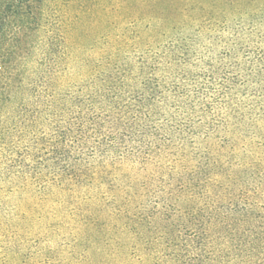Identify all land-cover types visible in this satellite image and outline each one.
Instances as JSON below:
<instances>
[{
  "label": "trees",
  "instance_id": "obj_1",
  "mask_svg": "<svg viewBox=\"0 0 264 264\" xmlns=\"http://www.w3.org/2000/svg\"><path fill=\"white\" fill-rule=\"evenodd\" d=\"M2 130L0 264H264V0H0Z\"/></svg>",
  "mask_w": 264,
  "mask_h": 264
},
{
  "label": "rangeland",
  "instance_id": "obj_2",
  "mask_svg": "<svg viewBox=\"0 0 264 264\" xmlns=\"http://www.w3.org/2000/svg\"><path fill=\"white\" fill-rule=\"evenodd\" d=\"M14 121L15 120H12L11 123L12 122L14 123ZM52 126H53V114L51 112V109L48 108V110H45V112L41 113L40 119H38L34 127V129L36 130V136L35 138H33L35 141L34 150H35L36 155L38 156L37 160L42 163L41 165H51L52 164L51 163L52 155L48 153L50 150L51 143H52L51 137H50ZM11 134L7 132L5 133L3 132V130L0 131V138H1L0 140L5 142L4 144L6 147L10 146L12 148H17V146L15 147V144H13V141L11 139ZM20 146H21V149L18 150V153L11 155L12 157L11 159L9 156V159L6 160L8 164L11 162L10 160L20 159V157L22 156V143L20 144ZM6 154H7L6 149L0 148V170L2 168H5V165L2 164L3 160L1 159L4 158ZM48 171H51V169ZM45 172L46 170H43V173ZM18 177L14 176L11 178L10 181L5 183L4 190L6 189L7 191L3 192L4 198H1L2 203H4V205L10 208L14 207V208H18L21 210L22 208L34 207L36 205L35 200L37 198L35 197V194H37L38 191L35 188L30 189L32 188V186H27L26 188H23L22 180L20 176ZM9 189H12V191Z\"/></svg>",
  "mask_w": 264,
  "mask_h": 264
}]
</instances>
